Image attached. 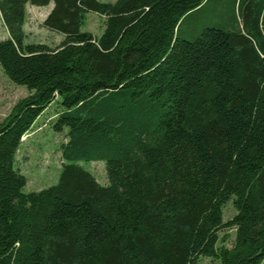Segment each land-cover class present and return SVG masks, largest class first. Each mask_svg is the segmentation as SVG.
<instances>
[{
  "label": "trees",
  "instance_id": "1",
  "mask_svg": "<svg viewBox=\"0 0 264 264\" xmlns=\"http://www.w3.org/2000/svg\"><path fill=\"white\" fill-rule=\"evenodd\" d=\"M51 2L64 40L26 43L27 4ZM0 18V65L29 89L0 121V264L263 262L264 0H0ZM56 101L58 182L25 192L19 147Z\"/></svg>",
  "mask_w": 264,
  "mask_h": 264
},
{
  "label": "rangeland",
  "instance_id": "2",
  "mask_svg": "<svg viewBox=\"0 0 264 264\" xmlns=\"http://www.w3.org/2000/svg\"><path fill=\"white\" fill-rule=\"evenodd\" d=\"M102 1L113 2L115 0ZM53 7V2L44 6L27 4L26 21L23 27L26 33V43H40L54 47L64 40V34L51 30L44 25V20ZM104 28L105 17L95 12L87 13L82 26L83 31H89L94 35L100 36ZM199 32L190 25L188 20L181 27V35L185 38L193 39ZM7 37L8 31L0 18V40ZM28 94L29 89L24 85L12 82L0 65V121L5 118L20 98ZM60 111L61 107L58 101L51 104L22 139L16 157L15 168L27 179L25 192L40 191L58 182L64 163L61 146L68 141L66 129L62 132H57L53 128ZM81 163L95 175L100 184L107 185L109 183L104 160ZM235 212L233 204L231 202L227 203L223 209L224 221L232 218ZM226 233L230 235L226 244L231 246L234 240V230L224 229L220 232V236ZM201 264H220V262L212 257H202ZM261 264H264V260Z\"/></svg>",
  "mask_w": 264,
  "mask_h": 264
}]
</instances>
